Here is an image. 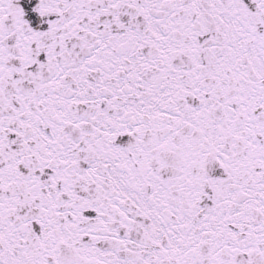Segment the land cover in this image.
<instances>
[{
  "label": "snow or ice",
  "instance_id": "obj_1",
  "mask_svg": "<svg viewBox=\"0 0 264 264\" xmlns=\"http://www.w3.org/2000/svg\"><path fill=\"white\" fill-rule=\"evenodd\" d=\"M0 264H264V0H0Z\"/></svg>",
  "mask_w": 264,
  "mask_h": 264
}]
</instances>
